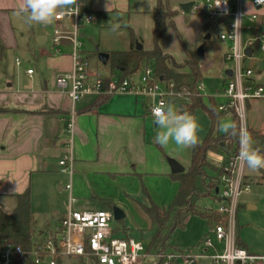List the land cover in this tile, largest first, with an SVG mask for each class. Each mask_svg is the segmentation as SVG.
Here are the masks:
<instances>
[{
	"label": "crops",
	"instance_id": "0c3cea01",
	"mask_svg": "<svg viewBox=\"0 0 264 264\" xmlns=\"http://www.w3.org/2000/svg\"><path fill=\"white\" fill-rule=\"evenodd\" d=\"M169 1L175 16L167 21V29H175L181 41L185 39L193 48L186 50L180 59H175L162 49L163 38L160 40V48L178 64L184 63L188 54H197L200 84L204 86L201 100L209 107L212 102L217 109L227 101L223 97V90L231 76V64L225 60L230 45L220 41V35L228 29L231 19L210 20L201 15H191L190 23L194 26L191 35H188V32L176 28V21H183V14L186 12L182 9L177 11L175 5L182 7L197 0ZM131 2L132 0H92L89 9L93 16L123 14L129 11ZM227 2L232 6L238 3L237 0ZM19 3L20 0H0V205L3 211L13 213L18 204L17 196L29 190L36 221L34 240L45 241L55 235L60 221L69 209L100 210L103 203H94L93 198L110 201L113 208L120 209L119 200L122 196L130 198L143 193L148 194L159 205L149 194L153 195L148 182L150 176L162 175L161 182L165 185L172 179L174 184L170 183V190L165 189L170 194L168 201H172L178 192L179 183L173 178L176 175L171 172L167 157H173L184 167L185 172L191 163L192 148L183 149L184 152L167 151L165 147L155 146V134L152 135L153 138H148L150 132L153 133V118L149 112L152 102L150 98L133 96L131 101H124L116 99L114 95L104 103H97L98 96H87L76 105L73 147L70 151L66 124L71 113V103L68 96L58 89L57 79L71 73V47L64 44L58 47L61 53L56 52L57 47L52 42L55 27L53 20L49 23L52 31L51 49L45 48L41 34L38 33L40 24H29L23 17L15 14ZM242 9L245 14L242 41L247 44L257 35L264 34V7L256 8L252 0H242ZM148 14L151 15L150 12ZM252 15L257 16L254 22L249 20ZM211 27L219 30L216 41H213V36L207 35L212 30ZM80 36L82 40L83 36ZM202 40L205 43L201 48L202 56L199 57L200 49L197 47ZM83 53L89 62L88 52L83 49ZM110 54L99 55L103 66L108 63L104 64L101 56L108 55L110 58ZM253 57L254 59L246 60L245 65L253 70L254 83H264V54L257 52ZM17 60L20 61L19 65ZM29 70H33L32 75L27 73ZM89 71L92 79L98 74L92 73L91 69ZM188 71V68H184L180 72ZM210 79L223 80L215 95L206 96L203 81ZM176 103H180L179 99L172 105ZM198 112L204 113L211 125L207 113L197 110L194 116ZM226 118L228 117L222 115L218 121ZM248 126L250 130L263 135L264 100L248 104ZM217 133L220 134L219 128ZM206 136L199 142H203ZM70 152L73 158L71 176L62 174L59 166L60 159ZM217 155L221 157L222 163L224 156ZM245 176L250 184L249 177ZM143 177H146V183ZM68 185H71L70 191L66 190ZM72 199L75 200L74 203L71 202ZM39 200L45 204L46 209L38 206ZM81 200L88 202L82 204ZM171 201L159 206L167 207ZM215 202L220 204L219 201ZM137 204L141 207L140 204L148 202ZM125 219L126 214L120 222ZM114 227L120 229L118 236L143 242L140 234L144 230H132L124 224ZM122 228L127 230L126 235L121 231ZM247 251L264 256L252 253L249 249Z\"/></svg>",
	"mask_w": 264,
	"mask_h": 264
},
{
	"label": "built area",
	"instance_id": "2783aa9c",
	"mask_svg": "<svg viewBox=\"0 0 264 264\" xmlns=\"http://www.w3.org/2000/svg\"><path fill=\"white\" fill-rule=\"evenodd\" d=\"M92 0H78L80 11L78 14L62 13L54 19L53 44L58 54V47L68 44L71 47L73 61L71 73L57 79V87L61 93L66 94L71 103V113L66 124V133L69 138L68 147H73L76 105L87 96L99 95H132L136 98H150L151 109L161 101L168 103L170 97L179 98L161 87L163 81L158 78L152 67H145L144 73L137 78L134 74L125 79L102 78L97 74L92 79L89 63L83 53V42L80 30L94 21L89 9ZM236 6L229 2L216 6L217 0H197L189 9L194 15L206 16L211 20L230 18L228 29L221 33L220 41L230 46L226 52L225 60L231 64V76L223 90L225 104L218 107L223 115H230L238 123V127L248 126V104L256 100H264V83L253 82V70L245 65V61L254 59V53L264 54V34L257 35L249 43L242 41L243 18L242 0H237ZM256 8L264 7V0H252ZM256 15L249 19L254 22ZM238 21V22H237ZM237 23V26H236ZM256 41H259V50H254L252 57L246 56V50ZM17 64L20 61L17 60ZM33 74V70L27 72ZM203 84L198 86V96L203 92ZM152 93H156L152 95ZM163 93V95H160ZM264 137V133L262 135ZM239 153L225 157L222 164H226L224 173L220 177L221 186L215 195L210 198L219 201V207L214 210L222 216L221 223L214 224L194 255L181 253H150L146 245L135 238L121 237L113 233V211L90 210L77 211L69 209L60 221L57 232L45 241H34L31 251L25 252L21 247L6 243L0 246V264H24L27 258L33 264H57V259L75 258L83 260L86 264H149L163 259L165 264L175 260L182 264H263L264 256H257L237 246V214L239 201L244 194L249 193L248 183L244 169L237 159ZM226 161V162H225ZM220 165V166H221ZM60 172L71 176L73 174L72 154H65L59 161ZM71 190V185L66 187ZM75 202L74 199L71 200Z\"/></svg>",
	"mask_w": 264,
	"mask_h": 264
},
{
	"label": "trees",
	"instance_id": "16d2710c",
	"mask_svg": "<svg viewBox=\"0 0 264 264\" xmlns=\"http://www.w3.org/2000/svg\"><path fill=\"white\" fill-rule=\"evenodd\" d=\"M156 1L157 10L153 13L152 49L148 51L138 50L133 45L127 52L111 53L108 65L111 66V72L114 74L110 72L109 78L125 79L137 74L145 65L146 67H153L156 76L163 81L166 89L179 96L180 112H188L194 115L197 110H203L211 121L209 132L204 141L192 148L191 163L188 169L182 174L173 176L179 183V188L169 206L157 205L148 194H146L148 204H140L152 223V235L146 245L147 250L150 253L176 252L185 255L179 248H172L170 241L177 229L185 227L187 218L190 216L200 217L208 223L210 229L213 228L214 224L221 223L223 220L222 216L214 210H204L199 205L203 199L215 195L221 186L220 177L223 175L226 165L225 163L221 166L216 165L208 159V155L221 154L227 161L229 157L238 152L239 142L235 137L217 133L218 120L223 114L218 111V108L216 109L212 102L209 107L198 96L201 75L197 54H188L184 63L178 64L170 55L164 54L161 50L160 40L166 33L167 21L172 19L175 13L170 8L169 0ZM184 68H188L189 71L180 72ZM110 97L99 95L97 103L99 101L104 103ZM233 121L238 127L237 121L235 119ZM249 132L253 138V146L264 154V137L256 131L249 130ZM260 180L264 183V172L261 173ZM17 200V207L11 214L5 213L0 205V246L10 243L29 253L36 235V221L32 211L30 191L18 195ZM92 200L103 203L100 210L113 211L110 201L106 202L95 198ZM119 231L120 229L115 228L113 233L117 235ZM121 231L125 235L127 234V230L124 228ZM237 246L248 250L239 237L238 229ZM78 261L79 264H86L83 260ZM24 264H33V262L27 258ZM57 264H63V260L58 258ZM149 264H165V261L160 259ZM169 264H182V261L175 260Z\"/></svg>",
	"mask_w": 264,
	"mask_h": 264
},
{
	"label": "rangeland",
	"instance_id": "374dc122",
	"mask_svg": "<svg viewBox=\"0 0 264 264\" xmlns=\"http://www.w3.org/2000/svg\"><path fill=\"white\" fill-rule=\"evenodd\" d=\"M130 5L129 11L123 14H94L95 20L80 31V34L83 36V49L85 52H88L89 55V69H91L92 73L98 72L102 78H106L110 75L111 66H103L99 61V55L110 54L113 52H127L133 45L135 48L141 46L145 51L152 49L151 33L154 28L153 13L157 10L156 0H132ZM175 9L180 11L181 5H175ZM175 9L173 7V10ZM149 12L151 15L148 14ZM191 15L194 14L191 12L184 13V20L182 21L180 19L179 22L176 21V28L178 30L179 28L184 30L185 33L188 32V35H191L194 26V24L190 23V20L192 19ZM114 24L120 25L115 31L112 30V25ZM211 28L212 30L207 35L213 36V41H216L219 30L215 27ZM38 33L41 34V39L45 48L51 49L52 31L49 29V24H40ZM207 35H204V37ZM162 40V49L167 53H170L175 59H180V57L185 54L186 50H192L193 48L185 39H182L181 41L177 32L172 27H168ZM204 43V40H202L201 43L198 44V50L203 48L202 46ZM145 67L146 65L137 73V78L143 75ZM226 67L228 68V65H226ZM111 74L114 73L111 72ZM222 80L223 79L216 81L210 79L203 81L206 88L205 95H215ZM161 87H165L164 84H162ZM115 98L124 101H131L134 97L132 95H115ZM172 106L174 110H180V103H176ZM225 116L229 119H221L219 125L222 121H232L230 115ZM195 117L201 125L202 130L200 131L199 136L200 139H202L209 132L211 125L204 113L198 112ZM219 125H217L218 128ZM151 130L153 133L150 132L148 136L149 139L153 138L152 135H156L157 132L154 122H152ZM220 134L223 135L224 133L220 132ZM155 146L161 147L158 144H155ZM164 147L167 148V151L174 150L177 152H184L183 149L177 148L172 143ZM167 158L174 159L173 157ZM208 159L216 165L221 163V157L217 154H209ZM262 172H264V169H261L258 172H250L246 168L244 169V173L250 179V191L241 197L237 214V229L241 241L247 246V249H249L250 252L260 255H264V183L261 182L259 177ZM162 177V175H154L150 176V179L148 180L153 192V195L150 192L149 194L159 205L171 201V199L168 201L170 198L168 191L170 190V183L174 184L171 178L169 184L166 183L165 185L164 182L162 184ZM145 178L146 177H143L144 183H146ZM145 186L146 188L148 187L146 184ZM165 189H168V191L166 192ZM81 202L84 204L88 201L81 200ZM137 202L147 203V196L142 193V195H134L130 198L126 196L121 197L119 200L120 209L125 212L126 219L123 222L114 221V226L121 227L124 224L132 230H144V233L141 232L140 236L143 238V243L147 245L152 234L150 231L151 222L141 207L138 206ZM37 204L42 209L47 208L40 200L39 202L37 201ZM199 205L204 210H216L220 204L213 201L210 197H207L203 199ZM210 231V226L205 220L197 216H190L185 222V227L183 229H177L174 232L170 245L174 249L179 248L186 256L194 255L196 254L197 246L206 235L210 234ZM63 264H79V261L75 258H65L63 259Z\"/></svg>",
	"mask_w": 264,
	"mask_h": 264
},
{
	"label": "clouds",
	"instance_id": "9594fccd",
	"mask_svg": "<svg viewBox=\"0 0 264 264\" xmlns=\"http://www.w3.org/2000/svg\"><path fill=\"white\" fill-rule=\"evenodd\" d=\"M222 2L226 4L227 0H217L216 6ZM80 7L78 0H20L15 14L23 17L29 24L47 25L62 13L78 14ZM119 27V24H114L112 30L115 31ZM155 94L152 93V95ZM151 113L157 128L154 137L155 143L162 147L172 143L179 149L193 148L199 143V133L202 129L194 115L176 111L171 103L164 101L154 105ZM219 131L238 139L239 153L237 159L241 167L250 172H258L264 169V154L253 146L252 135L246 127H237L234 121H222L219 125Z\"/></svg>",
	"mask_w": 264,
	"mask_h": 264
},
{
	"label": "water",
	"instance_id": "95a60500",
	"mask_svg": "<svg viewBox=\"0 0 264 264\" xmlns=\"http://www.w3.org/2000/svg\"><path fill=\"white\" fill-rule=\"evenodd\" d=\"M191 6H192V3L187 4V5H183L181 7V9H182V11L187 13V12H189V9H190ZM259 48H260V43H259V41H256L251 47H249L246 50V52H245L246 56L249 57V58L252 57L254 50H259ZM137 49L141 50L142 48L141 47H137ZM198 54H199V57L202 56V50L201 49L198 51ZM101 60H102V62L104 64H107L108 60H109V56L108 55H103V56H101ZM177 101H178V99L175 98V97H170L168 99V103H171V104H173V103H175ZM168 164H169L171 172L173 174L178 175V174L184 173V167H182L176 160L169 158L168 159ZM113 214H114V219L117 222L118 221L120 222V221H122L125 218L124 212L122 210H120L119 208H117V207L113 208ZM191 264H197V263L194 262V263H191Z\"/></svg>",
	"mask_w": 264,
	"mask_h": 264
}]
</instances>
